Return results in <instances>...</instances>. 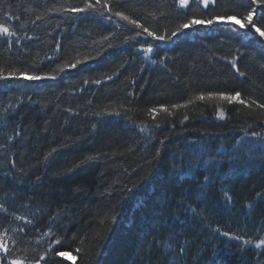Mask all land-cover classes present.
Returning a JSON list of instances; mask_svg holds the SVG:
<instances>
[{
	"label": "trees",
	"instance_id": "16d2710c",
	"mask_svg": "<svg viewBox=\"0 0 264 264\" xmlns=\"http://www.w3.org/2000/svg\"><path fill=\"white\" fill-rule=\"evenodd\" d=\"M253 9L264 31L251 0H0V71L43 77L0 79L3 264H264V38L143 32Z\"/></svg>",
	"mask_w": 264,
	"mask_h": 264
},
{
	"label": "snow or ice",
	"instance_id": "6c2138e0",
	"mask_svg": "<svg viewBox=\"0 0 264 264\" xmlns=\"http://www.w3.org/2000/svg\"><path fill=\"white\" fill-rule=\"evenodd\" d=\"M179 2H180L181 7L188 4V0H179ZM208 2H209V0H203V3L205 4V6L208 5ZM101 3H102V0H95L96 5H101ZM251 3L254 5L264 4V0H251ZM102 6L105 9V11H110L109 4L107 2H104ZM65 10L69 11V12H73V13H83V12H86L88 10H91L93 12H98V9L92 3H88V2H86L84 4V7H71V8L65 9ZM255 12H257V9H253L252 11H248L247 15L243 16V22H241L240 20H237L234 16H228L226 19L224 17H220V16L213 17L212 19H208V20L191 19L187 23H183V24L179 25V28L176 31L172 32L171 37H167V38L163 35H155L153 32L149 31L147 28H144L143 32L147 33L148 36L153 37V39L164 41L165 39H171L172 37L177 36V33L182 29H187L191 26H196V25L208 26V25H212L214 22L223 21L225 23L232 22V23L238 24L241 29H244L250 25L251 29L254 30L255 33L259 34V36L261 38H264V31H262L261 28L257 26L256 22H254L253 16H254ZM98 14L100 16H104L103 12H99ZM114 15L121 20L128 21V23L135 25L136 28L142 27L136 20L129 19V17L127 15H124L122 12L117 11L114 13ZM107 19L111 20V15H109L107 17ZM0 34L6 35V36L15 35V33L12 32L9 27H7L3 24H0ZM136 35L139 36L140 33L137 32ZM104 39H107V37H104ZM147 51L151 52V51H153V48L149 47L147 49ZM85 59H88V58L85 57ZM79 63H81V61L77 60L74 64L65 65V67H73L74 68ZM233 67L235 68L236 65L233 64ZM240 75H243V73H240ZM9 78H13V79L23 78L26 80H39V79H42L43 77L35 76V75L29 76L23 72H21L19 75H17L15 72H10L8 74V76H4L2 71H0V79L7 80ZM52 78H54V77H52ZM97 83H99V81H97ZM213 97L216 99L228 101L229 103H231L233 101H237L241 104L245 103L244 100L240 99V93L239 92L235 93V95H227L224 93H220V94L211 93V94H209V98H213ZM197 99L198 100H204L205 96H203V95L198 96ZM176 107H180V105H173V108H176ZM261 107H264V105H262ZM156 111H157L156 109H150L149 114L151 115V114L155 113ZM160 111H167V109L161 107ZM168 114L171 115L172 113L169 112ZM221 118H223L222 113H221ZM185 119H187V117H185ZM252 135L255 136V135H257V133L254 132V133H252ZM205 179H207V177H205ZM17 219H20V217H17ZM21 231H22V229H21ZM220 234L225 236V237H228L229 239H239V237H232L228 232H222ZM46 235H47V233H46ZM247 242L250 243V241H247ZM55 243L59 244L61 242L56 241ZM261 246H264V239H261L256 245V247H258V248ZM229 247L230 246L225 245V250H228ZM0 250H2L5 253L4 257H0V264H3V261L7 259V254L9 253V248H8V245L6 242L0 244ZM79 251L80 250L77 249V252H79ZM181 251H183V249H181ZM56 255L57 256H66L67 254L64 252L57 251ZM8 264H23V262L16 260V259H11L8 261Z\"/></svg>",
	"mask_w": 264,
	"mask_h": 264
},
{
	"label": "rangeland",
	"instance_id": "374dc122",
	"mask_svg": "<svg viewBox=\"0 0 264 264\" xmlns=\"http://www.w3.org/2000/svg\"><path fill=\"white\" fill-rule=\"evenodd\" d=\"M199 1H201V3L204 4V3H203V0H199ZM209 1H210V0H209ZM204 5H205V4H204ZM236 19H237V18H236ZM237 20H238V19H237ZM235 25H238V24H235Z\"/></svg>",
	"mask_w": 264,
	"mask_h": 264
}]
</instances>
